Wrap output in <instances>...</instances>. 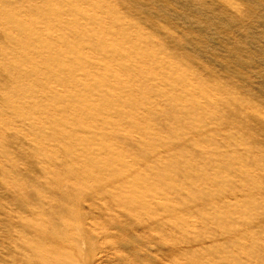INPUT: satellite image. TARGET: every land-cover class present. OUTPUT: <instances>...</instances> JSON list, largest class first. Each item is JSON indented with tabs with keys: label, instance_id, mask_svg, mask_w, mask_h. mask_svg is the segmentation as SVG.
Segmentation results:
<instances>
[{
	"label": "rangeland",
	"instance_id": "rangeland-1",
	"mask_svg": "<svg viewBox=\"0 0 264 264\" xmlns=\"http://www.w3.org/2000/svg\"><path fill=\"white\" fill-rule=\"evenodd\" d=\"M0 264H264V0H0Z\"/></svg>",
	"mask_w": 264,
	"mask_h": 264
}]
</instances>
